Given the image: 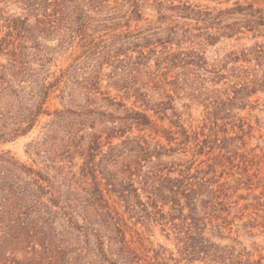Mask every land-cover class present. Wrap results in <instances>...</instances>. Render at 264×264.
<instances>
[{
    "label": "rangeland",
    "instance_id": "374dc122",
    "mask_svg": "<svg viewBox=\"0 0 264 264\" xmlns=\"http://www.w3.org/2000/svg\"><path fill=\"white\" fill-rule=\"evenodd\" d=\"M237 5L243 12L251 6L264 12V0L1 1L2 132L22 126L45 103L29 132L0 136V182L20 184L22 164L53 175L47 168L51 141L44 142L48 129L57 128L53 121L59 111L86 110L80 135L103 131V153L128 138H141L168 152L164 172L170 177L192 166V173L209 172L208 178L219 180L216 188L231 187L230 210L208 220L205 237L219 253H234L235 263L264 264V86L244 85L250 73L256 77L254 70L264 75V25L225 28L241 13L222 12ZM209 15L224 23L201 21ZM18 18L19 25L10 26ZM223 116L220 138L227 130L235 140L223 151L199 153L203 132H212ZM87 141L85 149L90 136ZM74 162L78 171L84 159L77 155ZM115 201L117 196L112 206ZM164 210L171 212L169 205ZM136 229L153 242L146 240L150 256L161 244L179 256L159 225L152 235L141 224ZM230 262L205 258L182 264Z\"/></svg>",
    "mask_w": 264,
    "mask_h": 264
},
{
    "label": "trees",
    "instance_id": "16d2710c",
    "mask_svg": "<svg viewBox=\"0 0 264 264\" xmlns=\"http://www.w3.org/2000/svg\"><path fill=\"white\" fill-rule=\"evenodd\" d=\"M244 9L237 5L223 11L241 13V18L224 27L233 29L242 22L264 25L262 10L255 11L252 6L246 12ZM201 21L220 26L224 23L213 15ZM10 22L16 28L20 18ZM254 71V79L250 78L251 73L246 77V88L264 86V75ZM44 103L41 101L36 112L24 118L22 126L19 122L16 129L2 132L6 125H0V136L15 137L29 132ZM80 112L59 111L53 121L57 128L48 129L50 134L44 142L51 141L46 151L51 154L47 168L53 175L22 164L20 184L0 182V264H182L183 260L192 263L205 258L221 262L229 258L231 262L227 264H238L234 262V253H219L217 246L205 237L208 220L218 219L217 213L230 210L226 200L231 187L220 184L216 188L219 180L208 178L209 172L192 173V166L181 170L179 177H170V172H164L170 163L164 160L168 152L164 147L160 150V144L153 146L141 138H128L103 153V131L101 135H80L87 111ZM219 119L225 117H218L212 132H203L205 139L198 140L199 153L206 152V148L207 153L223 151L235 140L227 136V130L220 138ZM110 130L108 138L112 139L116 127ZM89 136V147L85 149ZM190 137L186 135V142ZM100 154L102 158L98 160ZM77 155L84 159L78 171L74 162ZM114 157L123 160L116 161ZM114 196L118 205L112 206ZM166 205L171 212H165ZM138 224L151 235L159 225L166 237L176 243L179 256L162 244L150 256L152 250H148L146 240L153 242L136 229ZM217 228L220 231V226Z\"/></svg>",
    "mask_w": 264,
    "mask_h": 264
}]
</instances>
